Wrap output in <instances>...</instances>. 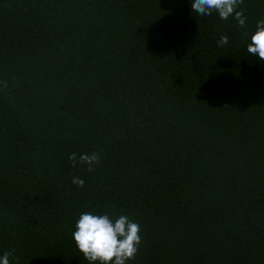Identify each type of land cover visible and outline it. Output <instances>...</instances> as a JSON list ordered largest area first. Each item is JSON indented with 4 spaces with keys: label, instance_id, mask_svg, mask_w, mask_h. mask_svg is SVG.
I'll list each match as a JSON object with an SVG mask.
<instances>
[{
    "label": "trees",
    "instance_id": "trees-1",
    "mask_svg": "<svg viewBox=\"0 0 264 264\" xmlns=\"http://www.w3.org/2000/svg\"><path fill=\"white\" fill-rule=\"evenodd\" d=\"M191 3L0 0L10 264H89L71 235L85 211L139 222L127 264H264V62ZM241 8L254 30L264 0ZM93 151V172L72 166Z\"/></svg>",
    "mask_w": 264,
    "mask_h": 264
},
{
    "label": "clouds",
    "instance_id": "clouds-1",
    "mask_svg": "<svg viewBox=\"0 0 264 264\" xmlns=\"http://www.w3.org/2000/svg\"><path fill=\"white\" fill-rule=\"evenodd\" d=\"M244 0H192L193 11L200 16L218 14L221 20L233 17L237 26L244 29L243 35L247 38V52L264 62V18L259 19L254 30L248 31L247 17L241 5ZM228 36L221 35L217 41L219 46L228 43ZM72 166L86 164L87 171L93 172L100 163L99 152L82 153L77 157L73 152L69 155ZM72 183L80 187L85 181L73 176ZM141 226L127 215L113 217L108 212L95 214L85 211L79 214L75 221L72 239L76 248L82 253L89 264H127L135 258L141 243ZM15 249L5 251L0 255V264H10V257Z\"/></svg>",
    "mask_w": 264,
    "mask_h": 264
}]
</instances>
